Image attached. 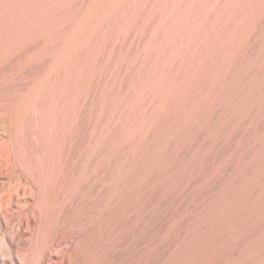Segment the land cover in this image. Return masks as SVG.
I'll list each match as a JSON object with an SVG mask.
<instances>
[{"label": "rangeland", "instance_id": "obj_1", "mask_svg": "<svg viewBox=\"0 0 264 264\" xmlns=\"http://www.w3.org/2000/svg\"><path fill=\"white\" fill-rule=\"evenodd\" d=\"M0 264H264V0H0Z\"/></svg>", "mask_w": 264, "mask_h": 264}, {"label": "bare ground", "instance_id": "obj_2", "mask_svg": "<svg viewBox=\"0 0 264 264\" xmlns=\"http://www.w3.org/2000/svg\"><path fill=\"white\" fill-rule=\"evenodd\" d=\"M0 128H3V122L2 121H0ZM2 139H3V137L0 134V142H2L1 141ZM4 201H5L4 196L3 195H0V204H1V206L3 205ZM1 213L4 214V208H3V206L1 208Z\"/></svg>", "mask_w": 264, "mask_h": 264}]
</instances>
